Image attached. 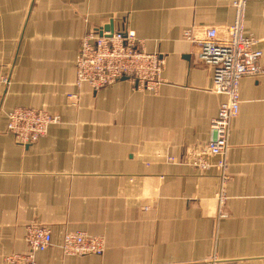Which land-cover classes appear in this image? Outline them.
Here are the masks:
<instances>
[{
	"label": "crops",
	"instance_id": "crops-1",
	"mask_svg": "<svg viewBox=\"0 0 264 264\" xmlns=\"http://www.w3.org/2000/svg\"><path fill=\"white\" fill-rule=\"evenodd\" d=\"M234 1L0 0V264L28 251L33 224L52 231L40 264H264V74L241 79L226 174L185 158L226 96L184 33L231 25ZM111 21L164 59L154 92L76 85L82 38ZM244 25L264 57V0L247 2ZM18 106L61 121L21 144L7 130ZM77 230L102 236L103 254L65 255Z\"/></svg>",
	"mask_w": 264,
	"mask_h": 264
},
{
	"label": "built area",
	"instance_id": "built-area-1",
	"mask_svg": "<svg viewBox=\"0 0 264 264\" xmlns=\"http://www.w3.org/2000/svg\"><path fill=\"white\" fill-rule=\"evenodd\" d=\"M249 0H235L234 22L226 28L205 27L185 31L184 39L192 45L198 61L212 69L211 91L226 96L217 116L211 122V137L201 146L189 147L186 162L200 170L217 166L226 174L225 153L229 147L231 120L240 110L239 86L245 76L264 74L263 51L256 48L258 39L245 33V13ZM164 59L157 52H149L144 40L128 28L89 30L82 38L75 59L76 85L89 84L99 90L126 79L140 90L154 92L163 81ZM60 116L46 110L18 106L8 113L7 130L21 144H32L45 136L49 127L58 124ZM213 156H220L212 163ZM171 160L175 158L171 157ZM227 175H223V181ZM222 183L218 194L220 204L226 193ZM28 251L13 253L4 258V264H40L37 254L52 245V231L48 226L33 224L27 227ZM105 250L102 236L86 231L67 232L62 242L65 255H101ZM213 264H218L213 260Z\"/></svg>",
	"mask_w": 264,
	"mask_h": 264
},
{
	"label": "water",
	"instance_id": "water-1",
	"mask_svg": "<svg viewBox=\"0 0 264 264\" xmlns=\"http://www.w3.org/2000/svg\"><path fill=\"white\" fill-rule=\"evenodd\" d=\"M104 30L109 31V32L112 33L114 31L113 22L111 21L110 24L104 26Z\"/></svg>",
	"mask_w": 264,
	"mask_h": 264
}]
</instances>
